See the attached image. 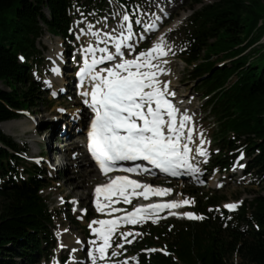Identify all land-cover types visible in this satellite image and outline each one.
Instances as JSON below:
<instances>
[{
	"label": "trees",
	"instance_id": "16d2710c",
	"mask_svg": "<svg viewBox=\"0 0 264 264\" xmlns=\"http://www.w3.org/2000/svg\"><path fill=\"white\" fill-rule=\"evenodd\" d=\"M118 1L132 12L142 0ZM106 2L0 0V81L9 86L0 87V124L36 108L46 96L34 76L45 60L39 46L45 32L73 39L72 6L103 12ZM199 2L202 6H192L182 29L178 56L204 100L205 113L214 120L210 129L219 153L212 167H229L244 149L251 158L246 172L264 184V0ZM22 151L0 127V264H17V258L40 264L55 243L53 213L43 194L47 170L25 167ZM205 197L195 204L203 214L201 222L178 227L165 221L130 245L139 264H227L231 253H238L245 264H264V195L246 200L233 215L216 211L218 217L211 207L225 196ZM152 237L167 238L170 254L142 253L153 244Z\"/></svg>",
	"mask_w": 264,
	"mask_h": 264
},
{
	"label": "snow or ice",
	"instance_id": "6c2138e0",
	"mask_svg": "<svg viewBox=\"0 0 264 264\" xmlns=\"http://www.w3.org/2000/svg\"><path fill=\"white\" fill-rule=\"evenodd\" d=\"M113 15L120 17L118 35L113 34L115 29L103 31L101 35L100 30H93L94 25H88L89 35L95 37V41L80 49L83 52L82 63L76 73L82 89V102L93 114L87 132V147L102 174L108 178V183L97 185L94 189L96 211L111 218L89 223V229L95 235L94 239L87 241L91 246L87 249L91 264H127V260L116 261L112 258L121 255L117 249H123L124 243H132L127 237L135 239L142 233L120 232L121 224L137 225L147 219L155 223L153 217L156 213L194 202L188 199L169 200L138 205L131 211L121 209L116 205L130 204L132 198L136 197L147 199L165 195L172 189L143 183L128 175L111 177L109 173L118 169L129 174L146 175L159 170L178 177L182 175V170H186L189 175H194L200 172V168L192 163L191 154L195 151L201 157L208 156L207 150L202 147L206 143L202 133L200 145L195 148L190 146L195 143V130L189 126L192 117L187 112H180L171 99L176 94L170 89V82L160 79V74L166 71L162 64L167 63L166 60L157 62L158 57L167 55L163 37L152 47L128 58L126 53L134 48V43H130L134 37L133 24H140L141 21L134 19L127 10ZM104 19L106 21L107 17ZM155 27V23L146 25L149 31ZM80 32L83 33L84 29ZM77 39H80L79 35ZM110 43L114 44V50L108 47ZM101 44L104 46L101 47ZM106 62H109L108 66H105ZM53 71L60 73L58 67ZM59 111L65 112L66 109ZM122 162H132V166L124 167ZM101 196L105 198L104 202ZM224 207L235 209L236 204H226ZM84 211L87 212L86 209ZM113 213L117 215L113 216ZM169 214L176 215L175 212ZM183 215L204 218L193 212ZM97 224L99 227L93 226ZM117 235L122 242L113 246ZM60 247L66 246L61 243ZM54 264L59 262L55 261Z\"/></svg>",
	"mask_w": 264,
	"mask_h": 264
},
{
	"label": "rangeland",
	"instance_id": "374dc122",
	"mask_svg": "<svg viewBox=\"0 0 264 264\" xmlns=\"http://www.w3.org/2000/svg\"><path fill=\"white\" fill-rule=\"evenodd\" d=\"M213 1L215 0H204L205 3H211ZM193 5L195 8H199L202 6V3L199 2V0L142 1L138 6L140 13L139 20L144 27L152 23H155L156 27L153 28L148 35L145 30H142L144 37L143 42H141L143 39L139 37V33L136 35L137 41L134 44V48L129 51V56L132 57L133 55L138 54L140 45L142 46L145 44L144 47H146L145 50H147L163 37V43L166 46L167 55L158 57L157 59L158 63H162L165 60L167 61L166 64H162L166 69V71L162 73V81L170 82L169 87L176 94L174 97L180 96L181 98L179 100H181V102L183 101L181 103L183 109L187 107V110H185L189 111V113H193L192 116L196 125L194 135L195 147L200 145L201 133L204 141H206L202 147L207 150L208 156L201 160V163L205 164V160H211L216 153L211 151L213 143L209 138V133H211V131H208L207 129L208 123L203 113V100L196 92L194 83L187 79L185 65L177 56L180 40L182 38V32L180 29L185 25V21L193 12ZM108 8L110 9L111 7ZM75 12L74 29L80 36V39L76 38L75 41L70 44L62 40L60 37L52 35L47 31L45 32L41 40V45L45 47L44 56L46 57V60L43 61V64L38 68V72L35 74H37L42 81H48L47 95L40 100V103L36 108L23 112L20 117L21 120L26 123L25 126L28 127L26 133L21 135L20 129L15 127L11 128L13 133H9V136L26 150V153L23 154V157H25V167L35 163L48 170V174L44 175L46 186L43 190V194L54 215L53 232L56 237V245L52 258L49 261L42 260L40 264H50V261L55 260L58 257H68L72 255L70 252V246L65 249L60 248L61 239L58 235L60 228H63L62 230L64 231L66 229L68 230L64 233L67 234V240H73L72 243L77 239L83 240L80 251V264H88L87 249L91 246L88 245L87 241L89 239H94L91 231H89L90 229L87 227V221L81 220V213L73 211V208L76 206V200L82 202L83 205L88 206L92 184L99 181L98 173H93L94 176L90 177L89 181L86 182L85 173L90 171L92 163L84 146V135L80 132L81 129L73 126V129H71L72 134L69 133L71 134L70 136H65L63 132H68L69 130L67 125L64 124L61 128H58V122L57 125H55L53 120H60L64 117L68 123L77 119L81 120L82 124L84 123L85 110L83 111L79 99L76 98L71 91L73 88V73L71 72L73 64L70 63L68 51H72L70 55H74L73 52H80L82 47L87 46L90 42L95 40V37H93V40L90 39L92 36H90L88 32L89 24L94 25L93 30H100L101 34L103 31L113 29L116 30L113 34H119L118 22L120 18L116 21H105V17H99V14L95 11H92L89 14H82L79 10H76ZM81 29H84L83 33L80 32ZM260 43L261 45L264 44V36L260 40ZM58 52L60 54L62 53L60 56L57 55L58 58L61 57L59 63L54 61L55 58L53 56L54 54H58ZM63 63L68 66L69 69L63 71L62 75L64 77V82L61 84L60 80L55 78V75L59 76V78L60 75L55 73L53 69L58 64L59 67ZM0 87L3 89H9V86L2 81H0ZM54 89L59 92L61 89H66V91L71 92L61 95L58 99H53L52 91ZM61 108L66 109V111H59ZM195 154L199 159L200 156L196 152ZM45 157L47 159H45ZM55 157H57V159H54ZM84 161H87V163L83 164ZM58 163L59 165H57ZM208 163H210V161ZM209 165H211V163ZM235 172L236 169L234 168L229 173H221L217 168L210 170L206 169L204 166H200V176L203 181L168 179L154 175L145 176L144 179L147 182L161 185L164 188H171L172 192L167 193L168 198L176 200L188 199L194 201L193 203L187 204L190 207L180 205L182 211L176 213L178 215L172 216L165 213H156L153 217V219H156V222L153 223L152 219H150L149 222H152V225L155 224L157 226L161 220H172L176 221L175 224L179 227L184 221L181 213L185 210H193L195 201L203 194L204 196L206 194L225 196L226 198L221 201L219 208H223L224 204L228 202H232L236 204V207H239L246 199L250 200L258 194L264 195V184L252 181L249 176L236 175ZM62 184H65L64 189H61L60 187ZM218 185L221 187H218ZM196 191L198 192L195 193ZM139 199L143 200L145 198L139 197ZM2 207L3 203L0 199V214L2 213ZM199 220L201 219H198V221ZM119 231L141 233L138 224H125L119 228ZM86 235L89 237L87 238ZM140 236L142 237L143 235ZM136 237L139 238V236ZM127 239L134 240L132 236L127 237ZM161 239L162 240L152 237L154 244L151 246L157 247L158 250H160V247H166V245H168V239ZM121 242V238L117 235L113 246H115V243ZM127 245L128 243H124L123 249H117V251L121 252V255L113 257L112 260H127V264H135V262H133L134 259H132L135 257L134 253L129 252ZM110 252L111 249L109 250V254ZM16 260L18 262L17 264H28L25 260H21L20 258H17ZM227 264L245 263L238 253H231L227 257Z\"/></svg>",
	"mask_w": 264,
	"mask_h": 264
},
{
	"label": "bare ground",
	"instance_id": "6f19581e",
	"mask_svg": "<svg viewBox=\"0 0 264 264\" xmlns=\"http://www.w3.org/2000/svg\"><path fill=\"white\" fill-rule=\"evenodd\" d=\"M57 55L58 54H54L53 56H54V61H57V63H59V58L57 57ZM58 74V73H57ZM59 75H60V78H59V76H57V75H55V78L56 79H59L60 80V82H61V84L64 82V77H63V75H62V72L60 71V73H59ZM160 79L162 80V73L160 74ZM173 97H171V99H172ZM177 98H181L180 96H178ZM176 99V98H175ZM174 98H173V101L175 100ZM183 102V101H182ZM179 106H180V104H179ZM84 111V110H83ZM57 122H58V128L60 127L61 128V126L62 125H67V128H69V130H68V136H70L71 134H72V130L71 129H73V126H75L76 124L77 125H80L82 122H81V120H79V119H77L76 120V122L75 121H73V122H69L68 123V121L66 120V118H64V117H62L60 120H57V119H54L53 120V123L55 124V125H57ZM76 123V124H75ZM25 122H23V120H21V118L20 119H13V120H9V121H5V122H3L2 124H1V129H2V131L4 130L5 131V133L6 134H9V133H13V131H12V127H15V128H19L20 129V132H21V135H23L24 133H26V130H27V128L28 127H26L25 126ZM3 131V132H4ZM60 131H61V129H60ZM69 133H71V134H69ZM191 146V145H190ZM86 149V148H85ZM86 151H87V149H86ZM88 153V152H87ZM45 159H47L46 157H45ZM54 159H57V157H55ZM89 159H91V158H89ZM91 161V160H90ZM87 163V161H84L83 162V164H86ZM58 165H59V163H58ZM93 173H97V169L95 168V167H93V166H91L90 167V171L89 172H87V173H85L86 174V177H85V179H86V182L87 181H89V178L90 177H92V176H94V174ZM85 182V183H86ZM74 184V183H73ZM75 184H77V183H75ZM64 186H65V184L63 185H60V187H61V189H64ZM75 186H77V185H75ZM77 195V194H76ZM81 198V197H80ZM82 199H84V198H82ZM181 200V199H180ZM179 209L177 208L176 210H175V212H177ZM61 229V230H60ZM59 229V238L61 239V242L60 243H65L66 245H68V246H71V247H80L81 246V240L79 239H77V240H75V242H73L72 243V241L73 240H67V234H65L64 232V230H62L63 228H60Z\"/></svg>",
	"mask_w": 264,
	"mask_h": 264
}]
</instances>
